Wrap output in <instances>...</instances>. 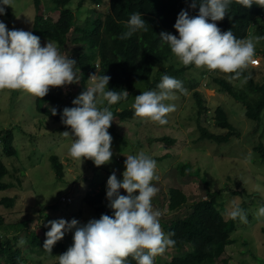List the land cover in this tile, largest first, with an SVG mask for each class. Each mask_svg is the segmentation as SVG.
I'll list each match as a JSON object with an SVG mask.
<instances>
[{"label": "rangeland", "instance_id": "rangeland-1", "mask_svg": "<svg viewBox=\"0 0 264 264\" xmlns=\"http://www.w3.org/2000/svg\"><path fill=\"white\" fill-rule=\"evenodd\" d=\"M108 3L109 0H104V3L97 8L103 15L108 12ZM7 7L9 13L0 16V21H3L9 30L22 29L35 35L33 1L12 0V5ZM69 7L81 20L90 13L93 5L86 2L79 7V0H72ZM49 16L54 21L58 19L59 13L54 12ZM73 39L74 35L71 34L61 54L75 60L77 54L84 51L85 47L73 42ZM249 39L254 40V37L251 36ZM47 42L45 39H40L41 46H45ZM50 43L60 52L56 44ZM253 59L255 63H249L248 66L255 80L259 82L264 79L263 42L256 43ZM170 65L178 68L183 66L174 55L153 67L151 82L158 71L163 72ZM75 71L80 78L77 83L53 88L54 92L61 97L64 108L75 107L72 101L91 84L90 81H81V75L76 66ZM171 77L182 81L184 91L174 90V98L165 101L166 104L175 105V111L166 116L168 123L160 125L158 122L138 117L132 121L114 120L116 134L108 129L112 137L113 156L109 163L101 166H96L91 159L79 160L68 155V149L72 143L71 128L59 129L58 122L37 112L35 96L22 89H0V128L12 129L18 161L6 156L1 147L0 159L10 168L11 174L8 178H11L15 184H18L19 180L22 181L21 186L25 187L22 189L16 185V187L0 191V198L3 196L16 198L11 208L0 204V222L2 226L17 225L22 228L18 231L13 228L4 230L17 236L15 246L22 252L23 264H58V256L61 254L57 246L54 245L51 253H48L43 249L42 244L38 243L36 246L31 243L28 238L29 233L35 231L40 235V241H45L41 227H46L49 221L61 218L67 221L76 219L80 224H85L94 219L93 208L85 205L82 197L88 191L99 190L96 184L91 185L95 182H102L106 186L113 171L116 175L122 174L125 171L126 156L140 151L151 158L154 157L157 163L155 177L158 179L154 178L152 183L158 188V192L152 198V206L154 210L158 209L163 213L159 218L162 231V224L166 220L174 214L179 216L188 214L191 203L206 197V186L211 191L225 187L229 189L225 194L227 198L225 206L228 212L233 207H240L246 214L247 222H242L238 218L236 229L231 235L233 243L226 246L224 253L215 264H264V216L258 214L259 208L264 205V163L252 150V146L257 145L258 140L264 143V111L259 121L248 120L242 103L234 100L215 83V78H228L226 73L219 70H208L206 67L198 68L193 65L182 74ZM155 79L157 83L152 85L151 90L156 89L161 77ZM234 88L241 91L247 89L243 79L238 80ZM147 90L146 85L141 80H137L135 89L128 100H123L120 105L115 103L116 110L132 107L134 98ZM195 90L200 92L210 111H213L216 106H222L226 110L229 119L238 130L237 136H232L224 143L199 140ZM66 93L71 94L69 96ZM105 105L106 102L99 106ZM110 110H112L111 107ZM201 120L211 132L223 134L227 131L218 127L212 114L208 119L204 115ZM65 131L69 132V137L62 135ZM163 135L174 138L175 143L169 146L162 141L154 140ZM140 144H142L141 148H139ZM51 154L59 156L64 165L63 181L56 178L51 167L49 159ZM160 157L161 159H158ZM181 161H189L193 167H198L200 175L204 176L206 182L208 181L207 184L201 180V177L181 176L176 169ZM18 168L25 169L26 178L21 180ZM227 176H230L231 180ZM238 185L246 189L249 194L242 193L241 196L233 197V200L238 203L235 205L231 201L230 191L236 189ZM170 186L180 187L187 195L186 204L174 213L166 210V193ZM120 194L127 195L123 189L120 190ZM253 200L255 202L251 203ZM47 228H50V225ZM74 231L73 229L65 232L62 238L66 250L74 243ZM173 255L174 252L166 249L163 254H158L154 259L157 263L163 264ZM0 264H7L3 256H0Z\"/></svg>", "mask_w": 264, "mask_h": 264}, {"label": "trees", "instance_id": "trees-1", "mask_svg": "<svg viewBox=\"0 0 264 264\" xmlns=\"http://www.w3.org/2000/svg\"><path fill=\"white\" fill-rule=\"evenodd\" d=\"M32 1L35 9L33 22L35 35L40 39L56 44L61 53L69 36L73 34L74 39L72 41L85 47V50L77 54L75 58V66L80 72L81 81H88L90 76L95 73L108 75L110 77L109 90L117 92L126 90L129 94L126 99L117 102V105H120L123 100H128L135 89L137 80H141L148 90H151L152 85L157 83L155 82L156 77H162L164 74L169 76L180 75L193 66L183 65L178 68L170 65L163 72L158 71V74L156 73L155 78H153V82H151L153 67L174 56L169 46L161 43L159 34L166 31L178 37L179 34L174 28L178 14L181 10H185L190 17L197 16L199 14L198 0H196L197 6L195 8L190 7L193 0H109L108 12L105 15L97 9L98 6L104 3V0H79V7H82L86 2L93 5L90 13L81 20L78 19L75 11L69 7L72 0ZM54 12H58L59 17L53 21L49 15ZM136 12H139L145 20V29L136 31L128 39H120L119 36L128 31L125 22L132 13ZM5 13H9L7 6H5ZM208 22L212 21L209 20ZM214 23L222 32L231 30L238 39H249L251 36L254 39L257 36L264 37V7H262L260 0H253V5L250 8L243 7L238 0H232L224 19ZM260 42L264 43V39H261ZM240 72L241 75L236 79H229V77L235 76V73H226L228 78H215L214 81L234 100L242 103L248 120L259 121L264 111V79L259 82L256 81L250 72L249 66L241 69ZM241 79L246 83V91L234 88L235 83ZM53 88L50 87L45 97H36L35 108L41 115L58 122L60 124L59 129H69L70 126H66L61 122L62 110L64 109L63 101L54 92ZM70 94L66 93L69 96ZM194 96L197 105L199 140L224 143L232 136L238 135V130L222 106H216L213 111H210L199 91L195 90ZM117 105L110 106L113 121L109 130L115 134L114 120L118 122L132 121L137 118L134 117L132 107L117 111ZM52 109L56 110V115L52 114ZM210 114H212L218 127L227 130L226 133L211 132L202 124L201 118L205 115L208 119ZM154 140L162 141L169 146L175 143L174 138L166 135ZM245 140L249 139L245 138ZM250 143L253 144L254 142ZM141 146L142 144L139 148ZM0 147L6 156L17 160L18 154L11 128H0ZM252 150L256 153L257 158L264 163V143L258 140V144H254ZM49 159L56 178L63 181L65 171L60 157L51 154ZM158 159H161V157ZM176 169H178L181 176L201 177V180L206 184L208 182H206L204 176L200 175V169L193 167L189 161L179 162ZM17 170L20 173L21 180L26 178L25 169L18 168ZM10 174V168L0 159V191L16 187V185L24 189L25 187L21 186L22 181L19 180V183L15 184L11 178H8ZM117 175L118 180L123 179L122 174ZM227 178L231 180L230 176H227ZM91 185L99 186V190L88 191L82 197V202L93 208L95 212L94 219H99L101 215L112 216L113 210L107 206L105 184L95 182ZM228 191L229 189L225 187L211 191L206 186V197L191 203L188 214L183 216L174 214L173 217L162 224L163 232L165 234L172 233L173 235L170 238L175 241L174 246L167 248L174 252V255L163 264H215L216 260L224 253L226 246L233 243L231 235L235 231L238 221V218L233 220L227 215L228 209L225 206L227 198L225 194ZM230 193L231 201L235 205L238 203L233 200V197L241 196L242 193L249 194L246 189L240 188L239 185ZM166 196V210L173 213L187 202V195L178 186L168 187ZM15 201L16 198L11 196L0 198V204L5 205L7 208H11ZM2 225V222H0V256L5 258L7 264H23L22 252L15 246L17 236L5 231L8 228L16 229V231L22 228L17 225ZM41 229L43 237L46 239L45 233L50 228L41 227ZM28 238L33 245L37 246L39 243L43 247L44 241H40V235L37 232H30ZM55 245L60 250V254L67 251L63 239L56 242ZM225 262L227 261L225 260ZM125 264H136V261L129 256L125 259ZM154 264L159 263L154 259Z\"/></svg>", "mask_w": 264, "mask_h": 264}, {"label": "clouds", "instance_id": "clouds-1", "mask_svg": "<svg viewBox=\"0 0 264 264\" xmlns=\"http://www.w3.org/2000/svg\"><path fill=\"white\" fill-rule=\"evenodd\" d=\"M231 2L198 0L199 14L190 17L187 11L181 10L174 24L178 37L161 32V43L167 44L185 66L235 73L229 79L238 78L241 69L255 63V45L264 37L238 39L231 30L221 31L214 22L224 19ZM238 2L246 8L253 5V0ZM260 3L264 7V0ZM11 5L12 0H0V16L5 14V6ZM196 6L197 2L193 0L190 7ZM125 24L128 31L122 33L120 39H128L136 31L145 29L146 22L136 12ZM75 64V60L61 54L49 41L41 46L40 37L32 32L9 30L0 21V89H22L43 98L50 87L79 81ZM109 80L108 75L92 74L88 80L90 86L72 101L75 107H65L61 115V122L72 130L68 155L79 160L91 159L96 166L109 163L113 156L112 137L108 132L113 121L110 106L129 96L126 90H109ZM174 90L184 91L182 81L162 75L155 90L143 91L134 98V117L166 125V116L175 111V105L165 101L174 98ZM105 101L107 104L100 107ZM52 114L56 115L55 109H52ZM62 135L70 136L68 131ZM156 167V161L143 151L127 155L123 179L118 180L113 171L107 180V206L113 210V215H101L99 219H91L85 224L76 219L49 221L45 225H50V230L45 233L43 249L51 253L65 232L74 229V243L58 256V264H125L129 256L136 264H154L158 254L175 245L170 238L173 234H165L161 229L159 218L163 213L152 206V198L158 192L152 183L154 178L158 179L155 177ZM121 189L128 195H121ZM258 214L264 216V206L259 208ZM227 215L233 220L239 218L247 222L246 214L240 207H233Z\"/></svg>", "mask_w": 264, "mask_h": 264}]
</instances>
